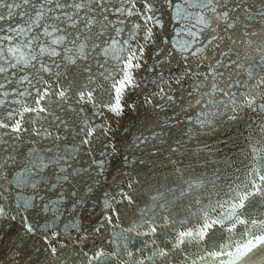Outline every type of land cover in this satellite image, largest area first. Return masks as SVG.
Wrapping results in <instances>:
<instances>
[{
  "label": "snow or ice",
  "instance_id": "obj_1",
  "mask_svg": "<svg viewBox=\"0 0 264 264\" xmlns=\"http://www.w3.org/2000/svg\"><path fill=\"white\" fill-rule=\"evenodd\" d=\"M0 264H264V0H0Z\"/></svg>",
  "mask_w": 264,
  "mask_h": 264
}]
</instances>
